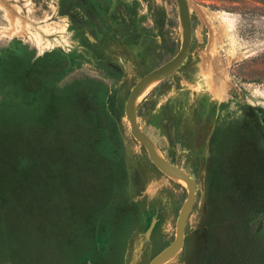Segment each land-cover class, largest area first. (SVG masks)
Masks as SVG:
<instances>
[{"label":"rangeland","instance_id":"obj_1","mask_svg":"<svg viewBox=\"0 0 264 264\" xmlns=\"http://www.w3.org/2000/svg\"><path fill=\"white\" fill-rule=\"evenodd\" d=\"M189 1L185 62L136 105L197 182L166 264H264V0ZM181 37L175 0H0V264H148L172 244L187 187L125 105Z\"/></svg>","mask_w":264,"mask_h":264},{"label":"water","instance_id":"obj_2","mask_svg":"<svg viewBox=\"0 0 264 264\" xmlns=\"http://www.w3.org/2000/svg\"><path fill=\"white\" fill-rule=\"evenodd\" d=\"M175 1L181 24L182 37L180 50L174 59L143 76L131 90L125 105V115L130 132L134 139L145 148L154 166L167 177L187 187V197L176 221L174 241L169 247L156 255L148 264H166L180 252L184 244L187 220L195 204L197 192V182L195 179L189 173L173 165L163 157L152 139L140 127L136 113V105L139 98L146 91L175 74L189 54L192 41L191 3L189 0ZM154 226L155 221L151 223L147 234L151 233Z\"/></svg>","mask_w":264,"mask_h":264}]
</instances>
